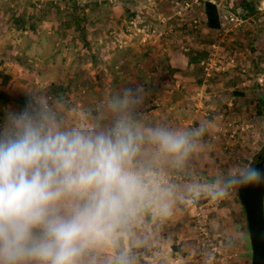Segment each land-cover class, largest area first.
<instances>
[{
    "label": "rangeland",
    "instance_id": "rangeland-1",
    "mask_svg": "<svg viewBox=\"0 0 264 264\" xmlns=\"http://www.w3.org/2000/svg\"><path fill=\"white\" fill-rule=\"evenodd\" d=\"M253 1L256 10L244 19L237 16L246 14L244 0H78L75 11L88 18L77 29L63 0L56 3L60 10L52 0H0V126L30 91H46L69 125L108 128L114 119L109 98L137 83L146 94L129 111L140 127L147 128L165 99L176 104L157 125H207L181 161L144 145L140 163L170 189L173 205L167 219L150 214L146 223V212L119 242L129 252L148 247L145 264H252L239 187L215 200L205 193L248 162L263 139L264 116L255 121L254 109L244 107L248 101L235 103L232 93L255 89L264 99V0ZM206 2L219 8L218 33L205 24ZM116 74L118 88L110 86ZM139 230L145 237L135 236Z\"/></svg>",
    "mask_w": 264,
    "mask_h": 264
},
{
    "label": "clouds",
    "instance_id": "clouds-1",
    "mask_svg": "<svg viewBox=\"0 0 264 264\" xmlns=\"http://www.w3.org/2000/svg\"><path fill=\"white\" fill-rule=\"evenodd\" d=\"M143 83L109 98L111 127L69 125L46 91H30L0 126V264H134L120 240L146 212L173 215L170 189L140 163L146 143L181 161L207 125L142 128L129 109ZM264 183L249 163L222 174L205 195ZM199 195V193H198Z\"/></svg>",
    "mask_w": 264,
    "mask_h": 264
},
{
    "label": "trees",
    "instance_id": "trees-1",
    "mask_svg": "<svg viewBox=\"0 0 264 264\" xmlns=\"http://www.w3.org/2000/svg\"><path fill=\"white\" fill-rule=\"evenodd\" d=\"M60 1H62V0H60ZM63 1H64V3H61V4L63 6L65 4V9L70 10L68 12H70L71 14L75 15V16H73L74 20H73L71 26H75L77 29H80V27H84L82 23L87 20L88 14L87 13L80 14L79 11L78 12L75 11L77 8H79L78 0H63ZM57 2H58V0H52V3L50 4V6L51 7H57V9L60 10L61 7L57 6V4H56ZM255 5L256 4H255V2L253 0H244V2H242V6H244L243 13L246 12V14L244 16H242L241 13H238L237 16L240 17V18L244 17V19H247V18L251 17V15H252L251 11H255L256 10L254 8ZM88 6L91 7V4H89ZM82 10L85 11L86 9L83 8ZM65 13H66V11H65ZM204 18H205V24H206L207 29L209 30V32L218 33L220 31H222V26L223 25H222L221 15H220V11H219V8H218L216 3L206 2L204 4ZM209 61L212 62L211 59ZM219 69H222V68L219 67ZM219 69L218 70L215 69V70L216 71H220ZM140 72L143 73V71H141V70H140ZM216 76L217 75H215V77ZM64 90H65V87H62L60 89V91H64ZM232 93H233V96H234V99H235V103L238 102L239 99H242L244 101H248V102H246V106H244V107H249V109L251 107V108L254 109L253 110V118H254L255 121H258L259 119H261L264 116V99H260L259 96H257V94L255 92V89H250L248 91H245V90H239L238 88H234ZM1 95L2 94H0V96ZM251 97L256 98L257 100L252 101ZM26 99H28V97ZM25 103L19 107V110H21L24 107ZM157 120H158V116L157 117L154 116L153 119H152V123H151L150 127L157 126V122H158ZM263 130H264V128H263ZM249 160L250 159H248V162H244L243 164L244 165L245 164H249ZM238 196H239V194H238ZM238 199L241 202L239 197H238ZM241 204H242V202H241ZM244 212H245V210H244ZM150 214H151L150 212L146 213V216H145L146 223H148V221L151 219V215ZM140 233H141L142 238L145 237V234H144V232L142 230L137 231L135 236L138 237V235H140ZM132 234L133 233H131L130 235H132ZM246 239H248V236H246ZM140 245L141 244H139L138 245L139 247H137V248H140V249H136L135 248L134 250H132V253H129V254L133 258V261L134 260L135 261H141L143 264H145V262H144L145 260L142 258V255H148L150 252H149L148 247H144V246H140ZM250 246H251V244H250ZM142 250H147V252L142 254L143 253Z\"/></svg>",
    "mask_w": 264,
    "mask_h": 264
},
{
    "label": "water",
    "instance_id": "water-1",
    "mask_svg": "<svg viewBox=\"0 0 264 264\" xmlns=\"http://www.w3.org/2000/svg\"><path fill=\"white\" fill-rule=\"evenodd\" d=\"M238 194L245 210L252 264H264V183L239 187Z\"/></svg>",
    "mask_w": 264,
    "mask_h": 264
},
{
    "label": "crops",
    "instance_id": "crops-1",
    "mask_svg": "<svg viewBox=\"0 0 264 264\" xmlns=\"http://www.w3.org/2000/svg\"><path fill=\"white\" fill-rule=\"evenodd\" d=\"M96 73H100L101 75H104V74H102L101 72H96ZM100 74H97V75H99V77H101L100 76ZM77 76V75H76ZM80 77H82V75L80 74ZM119 79L120 78H118V76H117V74L115 75V78H114V80H110L111 81V83H110V86L111 87H115V88H118V81H119ZM72 83V81H69V83L68 84H65L66 85V87L68 86V85H70ZM120 92H118V94H119ZM118 94H116V95H118ZM169 94H176L175 92H169ZM173 97L172 96H170V99H172ZM166 101H164V102H162L161 103V105H163V107L160 109V111L159 112H156V113H154V114H152V116H150V117H148L147 119H148V121H146L145 122V125L147 126V127H150V125H151V123H152V119H153V117L155 116V117H157L158 116V119H159V117L160 116H163V114L164 113H166V111L170 114V113H172V112H170V111H168V110H165L167 107H169V108H171L174 104H176V102H173V101H167L168 99H165ZM174 100H175V97H174ZM160 105V104H159ZM162 112V113H161ZM163 119V118H162ZM158 121V120H157ZM161 121H158L157 122V124L158 123H160ZM137 247H139V246H133L132 247V250H134L135 248L136 249H140V248H137ZM132 250H131V252H129V253H132ZM142 254H144V253H146L147 252V250H142ZM147 256V255H146ZM142 258L145 260V261H147V259H145L144 258V256L142 255ZM134 262V261H133ZM135 263V262H134Z\"/></svg>",
    "mask_w": 264,
    "mask_h": 264
},
{
    "label": "flooded vegetation",
    "instance_id": "flooded-vegetation-1",
    "mask_svg": "<svg viewBox=\"0 0 264 264\" xmlns=\"http://www.w3.org/2000/svg\"><path fill=\"white\" fill-rule=\"evenodd\" d=\"M260 134L263 136V139H259L258 141L260 148L257 153H254L252 155L249 160V163L254 164V166L258 167L261 171H264V130H262Z\"/></svg>",
    "mask_w": 264,
    "mask_h": 264
}]
</instances>
